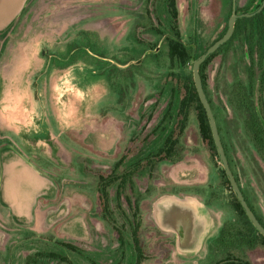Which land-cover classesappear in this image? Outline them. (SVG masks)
Returning <instances> with one entry per match:
<instances>
[{
	"label": "rangeland",
	"instance_id": "rangeland-1",
	"mask_svg": "<svg viewBox=\"0 0 264 264\" xmlns=\"http://www.w3.org/2000/svg\"><path fill=\"white\" fill-rule=\"evenodd\" d=\"M259 2L237 0V6L250 11ZM168 3L24 0L0 31V189L7 151L48 182L31 220L14 219L0 197V264H264V250L241 236L235 198L219 156L202 139L194 107L180 138L181 159L146 165L173 128L178 95L172 74L193 75L191 63L171 68L165 38L175 27L200 55L224 34L233 6L232 0H177L176 25ZM247 29L205 76L231 169L264 222V162L245 133L243 113L227 98L236 78L247 84ZM253 67V101L264 113L262 69ZM132 170L133 185L125 189L130 204L116 199L117 183L107 186V198L101 195L100 175ZM165 195L195 197L211 213L197 253L180 252L175 235L155 224L153 204ZM138 222L140 254L132 238Z\"/></svg>",
	"mask_w": 264,
	"mask_h": 264
},
{
	"label": "trees",
	"instance_id": "trees-1",
	"mask_svg": "<svg viewBox=\"0 0 264 264\" xmlns=\"http://www.w3.org/2000/svg\"><path fill=\"white\" fill-rule=\"evenodd\" d=\"M177 0H169L168 7L170 9V14L173 20V23L176 25L179 24V11L177 9ZM241 23H251L252 34L250 35L249 40L251 41L250 49L248 51V57L251 61V66L248 68V80L247 84L244 85L241 80L236 78L235 83H233L230 87V91H228V101L232 108L235 110L243 113L244 121L243 126L245 133L248 136H251L252 143L255 146L257 153L260 155L261 159L264 162V113L259 111V108L255 105L253 101L254 96V78L253 72L250 68L252 65L255 67L261 68V77H260V84L264 86V11L253 16L252 18H244L240 20ZM239 24V23H238ZM241 30V28H239ZM168 45V58L171 64L172 69L181 68L189 63L193 65L194 61L197 60L202 54L196 55L195 53V44H187L182 36L180 35L179 31L174 27L172 30V34L168 35L165 38ZM234 37L225 45H223L217 52L212 54L205 63L200 67V74L203 80V85L205 89L206 96L212 106L213 110V102L209 96L207 83H206V76L205 70L207 66H209L213 60L219 55V53L225 48L228 47ZM216 42V41H215ZM206 52V51H205ZM85 54H90L88 50H85ZM253 67V68H254ZM172 77L175 78L174 82V93L178 95L177 101V109L176 114L174 115V124L171 130V133L166 137L165 142L161 149L157 151L156 154L150 156V158L146 161V165L150 166L151 168L157 166L160 162L163 161H170L175 162L178 159H181L182 155L181 148H180V138L182 137L183 133L187 129L189 116L192 112V108L197 114V119L199 123L200 133L202 136L203 141L208 145L210 151L213 153L214 156L218 157L217 149L215 146V142L213 139V135L211 132V127L209 124V119L207 117L206 111L199 99L197 90L195 88L193 75L187 74V76H181V74H172ZM171 107L168 112L165 114L164 121L171 117ZM214 113V112H213ZM215 116V114H214ZM216 119V118H215ZM222 140V139H221ZM223 143V141H222ZM224 146V145H223ZM225 149V148H224ZM226 152V151H225ZM231 166V165H230ZM119 167V165H118ZM222 174L225 179V182L232 190L229 179L225 173V170L222 168ZM233 172V171H232ZM135 170L130 172H125L122 175H115L112 176L110 179L105 178L104 176H99V181L101 184L100 191L102 192L101 195L107 198V186H111L117 183V189L115 193L116 199H120L121 196H124L128 204H130L129 197L126 196L125 189L128 185H133ZM234 174V173H233ZM235 176V174H234ZM250 208L256 214L258 220L264 226V222L261 217L254 211L252 205L247 199V196L244 193L242 185L240 184L239 179L235 176ZM232 194L235 198V203L233 204L236 213L239 216L238 225H240L241 236H244L245 242L251 248H260L264 250V235H262L252 224L246 212L244 211L243 207L241 206L240 202L237 199L236 194L232 190ZM140 222H138L135 227H133L132 231V238L134 241L135 250L140 254L142 253L141 244L142 241L140 240L139 230H140ZM242 227H246L249 231L245 234L242 232ZM225 232H222V236ZM221 236V237H222ZM223 239V238H222ZM222 241V240H220ZM74 249L73 247H69ZM50 255H52L50 253ZM52 256L57 257L56 254ZM64 261H67L65 258H62ZM242 263V262H241Z\"/></svg>",
	"mask_w": 264,
	"mask_h": 264
},
{
	"label": "water",
	"instance_id": "water-1",
	"mask_svg": "<svg viewBox=\"0 0 264 264\" xmlns=\"http://www.w3.org/2000/svg\"><path fill=\"white\" fill-rule=\"evenodd\" d=\"M24 5V0H0V31H3L17 17ZM264 9V0L261 6L253 13L237 15L233 14L228 21V29L223 37L214 42L193 63V80L199 99L206 111L211 127V132L223 169L229 179L232 190L243 207L246 215L254 227L264 235V226L258 220L250 208L227 158L212 106L206 96L200 67L205 61L233 36L235 23L238 18L253 17ZM139 63V62H138ZM152 217L156 224L165 232L175 235L178 250L184 254H195L203 246L213 222L211 213L197 198L186 196L179 198L175 195H165L153 204Z\"/></svg>",
	"mask_w": 264,
	"mask_h": 264
},
{
	"label": "crops",
	"instance_id": "crops-1",
	"mask_svg": "<svg viewBox=\"0 0 264 264\" xmlns=\"http://www.w3.org/2000/svg\"><path fill=\"white\" fill-rule=\"evenodd\" d=\"M2 202L18 221L31 220L39 198L48 193L47 178L14 151L2 155Z\"/></svg>",
	"mask_w": 264,
	"mask_h": 264
},
{
	"label": "flooded vegetation",
	"instance_id": "flooded-vegetation-1",
	"mask_svg": "<svg viewBox=\"0 0 264 264\" xmlns=\"http://www.w3.org/2000/svg\"><path fill=\"white\" fill-rule=\"evenodd\" d=\"M233 1V6H232V13H231V16L235 13V14H237V15H243V14H248V13H253V12H255L256 10H258V8L261 6V4H262V2H263V0H260V2H259V4H258V6H257V8H255V10L253 9V10H250V11H248V10H246V11H241V9H239L238 8V6H237V0H232ZM264 11V9L262 10V12ZM230 16V17H231ZM244 18H252V17H243V18H238L237 20H236V23H235V29H234V33H233V36H232V38L233 37H235L236 36V34H237V32L239 31V28H241V29H244L245 28V30L247 29V28H251V26H252V24L251 23H241L240 22V20H242V19H244ZM229 21V20H228ZM239 23V24H238ZM227 29H228V24H227V28H226V30H225V32H224V34H222L217 40H219L221 37H223L224 35H225V33H226V31H227ZM248 30V29H247ZM231 38V39H232ZM230 39V40H231ZM216 40V41H217ZM229 40V41H230ZM228 41V42H229ZM227 42V43H228ZM249 48L248 49H250V44H251V41L249 40ZM253 211V210H252ZM255 214V213H254ZM256 215V214H255ZM257 217V216H256ZM155 222V221H154ZM155 224H156V222H155ZM175 239H176V237H175Z\"/></svg>",
	"mask_w": 264,
	"mask_h": 264
}]
</instances>
